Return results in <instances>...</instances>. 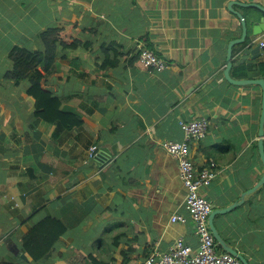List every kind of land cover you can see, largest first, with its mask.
<instances>
[{"label": "crops", "instance_id": "0c3cea01", "mask_svg": "<svg viewBox=\"0 0 264 264\" xmlns=\"http://www.w3.org/2000/svg\"><path fill=\"white\" fill-rule=\"evenodd\" d=\"M231 1L238 2L231 7L246 20L248 35L246 46H234L232 59L252 75L244 78H264L258 75L264 12L240 4L264 6V0H48L47 20L43 16L22 32L20 15L10 13L14 0H0V262L30 261L19 241L47 216L66 227L48 264H93L92 257L102 264L124 258L142 264L177 237L196 247L192 221L170 220L175 212L187 213L176 159L162 142L183 140L179 118L205 117L206 136L190 143V156L198 167L214 161L217 174L201 193L211 212L237 203L213 223L248 264H264V182L255 188L264 173L258 150L262 90L224 76L228 42L242 32ZM47 22L70 26L90 43L55 61L53 71L66 65L60 84L43 71V87L83 119L57 133L55 125L29 115L32 96L24 104L18 99L25 82H5L11 48H29V42L38 49L37 35ZM256 45V56L246 53ZM141 46L165 60L162 71L131 64ZM1 114L8 116L5 124ZM6 124L10 130L1 131ZM13 131L12 150L4 151ZM216 248L224 251L218 242Z\"/></svg>", "mask_w": 264, "mask_h": 264}, {"label": "trees", "instance_id": "16d2710c", "mask_svg": "<svg viewBox=\"0 0 264 264\" xmlns=\"http://www.w3.org/2000/svg\"><path fill=\"white\" fill-rule=\"evenodd\" d=\"M72 40L69 41L68 38ZM40 42L38 49H28L23 46H13L8 54L10 67L6 71V77L15 84L25 82L28 87L25 89L27 95L34 98V115L37 120L55 125V132L62 129L70 130L83 123L79 113L75 111H66L61 107V98L50 89L43 87L44 74L48 73L55 65V57L58 51L63 52L62 57H71L72 51H76L80 45L86 48L90 45L84 42L80 32L72 29L52 26L46 30L40 31L37 35ZM243 42L235 46V49L246 46ZM105 58H108L106 55ZM140 64L136 56L133 57L131 64ZM258 75L264 74V62L259 63ZM105 67V63L98 66L100 70ZM243 62L237 58L232 59V75L241 78L252 75L246 74L243 70ZM255 75V74H253ZM66 227L57 217H42L37 220L29 231L23 235L19 241V246L23 252L28 253L30 261L25 258L15 262H0V264H48L51 252L58 249L60 237L65 233ZM22 258V257H21ZM93 264H102L97 258L92 257ZM127 258H124L122 264H127Z\"/></svg>", "mask_w": 264, "mask_h": 264}, {"label": "built area", "instance_id": "2783aa9c", "mask_svg": "<svg viewBox=\"0 0 264 264\" xmlns=\"http://www.w3.org/2000/svg\"><path fill=\"white\" fill-rule=\"evenodd\" d=\"M260 46L263 47L264 43H260ZM137 57L144 67L155 71H162L166 66L164 59L145 46L139 47ZM178 124L183 132V140H164L162 147L176 159L178 174L184 187L183 206L187 214L175 212L171 214L170 220L179 223L191 220L197 245L192 247L183 237H177L167 251H151L142 264H243L235 255L216 248V241L209 227L211 204L201 193V188L208 186L216 176V163L209 161L198 167L190 156V143L206 136L209 120L205 117L188 120L179 118ZM95 149V145L89 148L90 155L96 153Z\"/></svg>", "mask_w": 264, "mask_h": 264}, {"label": "water", "instance_id": "95a60500", "mask_svg": "<svg viewBox=\"0 0 264 264\" xmlns=\"http://www.w3.org/2000/svg\"><path fill=\"white\" fill-rule=\"evenodd\" d=\"M233 3H238V2L231 1L228 6H229V9L232 10L236 14V16L240 19L242 32H241V35L239 36V38H234L228 42L224 76L228 82L235 84V85L257 84L261 87L262 104H261V113H260L259 130H258V135H259L258 150H259L260 159H261L263 167H264V140H263V137H264V78H262V77H260V78H233L230 74V70L232 68L233 48L235 45L245 42V40L247 39V36H248L247 35L246 20L244 19V17L242 16V14L240 12L235 11L231 7ZM240 4L242 6L256 7V8H259L260 10H262V12H264V6H261L257 3H240ZM262 18H263L262 20L264 21V17H262ZM258 30H259L258 28L254 29V34H256L258 32ZM259 31H261V30H259ZM249 52H251V54H253V56H256L260 52V48L258 45H256L255 48L246 50V53H249ZM263 182H264V173H263L262 177L260 178L259 182L256 184L255 188L260 186ZM236 205H237V203L231 204L230 206H227L225 208L214 209L212 212H210V214L208 216V223H209V227H210V230L214 236L215 241L218 242L222 246L223 250L235 255L237 258H239L241 260V262L243 264H248L246 258L240 252L236 251L234 248L229 246L224 241V239H222V237L218 233V231H217V229L213 223V218L216 214L226 213L227 211H229L232 207H234Z\"/></svg>", "mask_w": 264, "mask_h": 264}, {"label": "rangeland", "instance_id": "374dc122", "mask_svg": "<svg viewBox=\"0 0 264 264\" xmlns=\"http://www.w3.org/2000/svg\"><path fill=\"white\" fill-rule=\"evenodd\" d=\"M19 1V0H18ZM20 1H22V3L20 2ZM18 3H17V1L16 0H14V7L10 10V13L11 14H13L14 16L15 15H20V19L22 20V24H21V26H18V28H19V32H22L24 29H29L30 27H31V22H33V21H39V22H41L42 20H44V18H45V20H47L46 18H47V15H46V13L47 12H49V11H52V8L49 6V4H48V0H46L45 2H43V0H20ZM18 6H22L23 8L21 9L22 10V13H20L19 11L20 10H18L19 8H18ZM233 12V11H232ZM43 16H44V18H43ZM39 17L40 18H42V19H39ZM17 18V17H16ZM48 23V25L51 23V22H47ZM50 27H52V25H49V26H47L46 28H45V30L46 29H48V28H50ZM58 27V26H57ZM43 31V30H42ZM19 37H20V39H24V38H26V37H24L23 35H19ZM31 44L28 42L27 43V45L26 46H28L29 48L28 49H36V47L34 46V48L33 47H31L30 46ZM27 48V47H26ZM80 48L81 49H84L83 48V46H80ZM58 53L59 54H57V56L55 57V61L58 59H63V58H61L62 57V55L61 54H63V52L61 51V50H59L58 51ZM61 66H62V69H61V71H53L54 70V68L55 67H53V69H52V71L53 72H51L50 74H48L47 73V75H46V78H48V79H52V81L50 82V83H59L60 84V82L62 81V80H64L63 78H61V74H63L64 73V71H65V69H66V65L65 64H61ZM57 72V73H56ZM5 78H6V81L5 82H8L9 81V79H7V77H6V74H5ZM65 81V80H64ZM63 81V82H64ZM13 82V81H12ZM44 82V81H43ZM53 83V84H54ZM15 86H17V85H15ZM14 86V91L16 90V87ZM26 86L28 87V85L26 84ZM13 87V86H12ZM26 87V88H27ZM52 87H54L53 85H52ZM46 89L47 88H49V87H45ZM17 90H19V88H18V86H17ZM2 92H6V90L5 89H2ZM26 92H25V90H24V93H23V100L19 97L18 99L21 101V103H23L24 104V102H25V100H27V98H26ZM29 96V95H28ZM62 102V101H61ZM29 103H31V101L30 100H28V102L26 103V104H29ZM61 105H62V103H61ZM0 110H1V108H0ZM27 112H30L29 113V115H31L33 118L35 117V115H34V104H33V108L32 107H30L28 110H27ZM2 115V124H5L7 121H9V119H8V116H7V114H1ZM35 119V118H34ZM36 120V119H35ZM10 129H9V127L7 126V124L6 125H3L2 127H1V131H3V132H5V131H9ZM15 133H14V131L12 132V133H10V135H9V139L7 140V143H4V145H3V150L4 151H7V150H12L11 149V145H13L14 143H13V141H14V137H13V135H14ZM16 135H18V134H16ZM3 144V143H2Z\"/></svg>", "mask_w": 264, "mask_h": 264}]
</instances>
